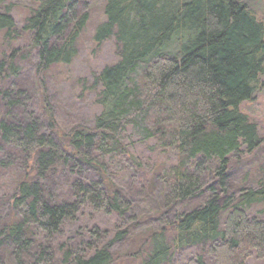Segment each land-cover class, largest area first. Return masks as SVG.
Instances as JSON below:
<instances>
[{"label":"trees","instance_id":"trees-1","mask_svg":"<svg viewBox=\"0 0 264 264\" xmlns=\"http://www.w3.org/2000/svg\"><path fill=\"white\" fill-rule=\"evenodd\" d=\"M12 2L0 0V249L9 263L263 260L264 184L228 182L230 157L263 143L240 110L264 89V26L248 4L102 0L92 41L112 40L117 60L86 87L100 108L92 126L61 132L43 80L76 57L87 2L34 0L19 25ZM28 62L31 94L16 87ZM134 142L171 162L144 163L129 152ZM129 178L146 187L130 196ZM84 212L111 217V235L92 226L87 240L58 241ZM116 248L127 249L118 257Z\"/></svg>","mask_w":264,"mask_h":264},{"label":"rangeland","instance_id":"rangeland-1","mask_svg":"<svg viewBox=\"0 0 264 264\" xmlns=\"http://www.w3.org/2000/svg\"><path fill=\"white\" fill-rule=\"evenodd\" d=\"M243 1L248 4L254 17L264 26V0ZM86 2L84 11L89 14V21L79 38L76 57L69 66L51 67L43 80L46 96L61 132L67 131L74 124L85 127L92 126L93 119L99 114L100 108L95 103L96 91L88 92L86 87L90 85L92 76L117 60L116 47L112 40H108L101 45H95L92 41L95 28L103 22L101 13L102 0H86ZM12 3L11 15L18 25L27 16L29 9L35 7L34 0H13ZM31 67L32 65L29 62L23 65L22 76L16 84L18 89H24L29 94L32 93V85H34ZM240 110L256 125L258 136L263 140V143L261 148L252 155H246L242 150L238 155L230 157L228 182L239 187L241 185L254 187L259 182L264 184V89L257 92L252 101L240 106ZM138 144L135 143L133 145L134 148L129 152L135 153L144 163H155L160 166L163 163L167 165L168 161L171 162L170 157L166 159V155L164 156L157 151H155L156 153L148 152L147 148L152 145L151 143L146 145ZM125 187L128 190L133 189L130 191V196H134L137 193V189L141 190L146 186L137 179L132 184L129 178V182ZM194 203L198 204L199 200ZM6 214L5 205L0 204V217L3 220ZM260 218L264 222V215ZM92 226L97 227L99 230H106L109 234L113 231L111 217L84 212L80 215L77 222L63 226L58 241L87 240L85 238L86 231L91 229ZM78 235L82 236L79 238ZM126 249L116 248L113 250L114 256L120 257L124 255L123 253ZM0 264H10L8 252L4 251V249H0ZM247 264H264V259L251 258L247 261Z\"/></svg>","mask_w":264,"mask_h":264}]
</instances>
